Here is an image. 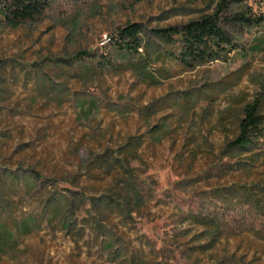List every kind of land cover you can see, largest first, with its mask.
Returning a JSON list of instances; mask_svg holds the SVG:
<instances>
[{
    "label": "rangeland",
    "instance_id": "1",
    "mask_svg": "<svg viewBox=\"0 0 264 264\" xmlns=\"http://www.w3.org/2000/svg\"><path fill=\"white\" fill-rule=\"evenodd\" d=\"M43 1L34 21L0 13V264H264V24H229L238 51L185 72L118 32L221 0ZM255 102L261 132L230 147Z\"/></svg>",
    "mask_w": 264,
    "mask_h": 264
},
{
    "label": "trees",
    "instance_id": "2",
    "mask_svg": "<svg viewBox=\"0 0 264 264\" xmlns=\"http://www.w3.org/2000/svg\"><path fill=\"white\" fill-rule=\"evenodd\" d=\"M228 7V2L221 0L211 13L164 28L147 30L139 24H129L119 30L116 45L122 52L137 55L140 49L147 51L150 37L156 38L166 47L165 53L157 59L173 61L185 72L218 61L227 62L230 54L238 51L237 41L230 35L227 26L233 24L250 28L264 24L263 16L252 17L243 12L227 15ZM46 9L47 3L43 0H0V13L8 25L34 21ZM158 71L162 73L164 69L159 68ZM258 113L256 102L242 108L230 147L244 149L251 137L261 132L263 122Z\"/></svg>",
    "mask_w": 264,
    "mask_h": 264
}]
</instances>
